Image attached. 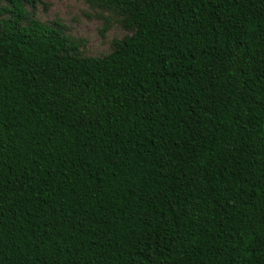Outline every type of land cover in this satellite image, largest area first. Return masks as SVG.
<instances>
[{
    "label": "trees",
    "instance_id": "obj_1",
    "mask_svg": "<svg viewBox=\"0 0 264 264\" xmlns=\"http://www.w3.org/2000/svg\"><path fill=\"white\" fill-rule=\"evenodd\" d=\"M0 1V264H264V0H91L103 58Z\"/></svg>",
    "mask_w": 264,
    "mask_h": 264
},
{
    "label": "rangeland",
    "instance_id": "obj_2",
    "mask_svg": "<svg viewBox=\"0 0 264 264\" xmlns=\"http://www.w3.org/2000/svg\"><path fill=\"white\" fill-rule=\"evenodd\" d=\"M3 6L0 1V8ZM27 10L45 25L60 23L64 35L78 43V53L83 57L103 58L113 52L117 42L131 35L122 27L119 13L91 0H40Z\"/></svg>",
    "mask_w": 264,
    "mask_h": 264
}]
</instances>
